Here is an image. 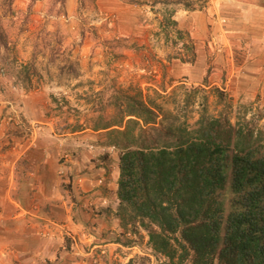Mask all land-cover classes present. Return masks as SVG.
<instances>
[{
    "label": "rangeland",
    "instance_id": "rangeland-1",
    "mask_svg": "<svg viewBox=\"0 0 264 264\" xmlns=\"http://www.w3.org/2000/svg\"><path fill=\"white\" fill-rule=\"evenodd\" d=\"M97 2L14 0L9 8L0 0V39L7 43L3 46L0 41V179L17 168L13 157L26 148H38L41 140L49 141L52 129L61 134L84 131L61 141L65 147L61 162L67 167L62 173L64 185H70L72 174L83 178L90 159L97 164L111 157V169L116 173L120 151L104 145V132L93 131L90 124L101 101L107 102L115 90L142 91L147 101L155 100L182 119L188 115L190 121L198 117L204 95L210 114L217 115L225 107L227 102L219 100L214 88L224 90L221 83L236 78L233 69L240 58L235 56V65L230 59H217L206 72L196 66L191 40H186L173 21V9L189 5V0H118L130 5L135 20L100 12ZM159 14L161 19L155 24ZM236 41L231 39L235 55ZM187 90L192 96L189 105L184 102ZM228 102L234 123L245 115L264 124L261 110L237 104L234 96H229ZM77 125L81 127L74 131ZM98 184L103 187L104 179ZM70 198V216L65 219L73 217L71 224L79 228L66 226L69 234L55 229L47 233L60 247L57 260L66 261L62 264H156L153 258L148 259L143 231L144 239L128 246L122 241L134 236L121 226L117 231L116 220L110 228H101L94 214L118 207L117 201L74 206L75 198L72 194Z\"/></svg>",
    "mask_w": 264,
    "mask_h": 264
},
{
    "label": "trees",
    "instance_id": "trees-1",
    "mask_svg": "<svg viewBox=\"0 0 264 264\" xmlns=\"http://www.w3.org/2000/svg\"><path fill=\"white\" fill-rule=\"evenodd\" d=\"M214 90L227 102L217 115L206 95L190 121L142 91L115 90L90 120L120 151L118 217L134 236L122 242L143 231L156 264H264V124L245 115L234 123L227 92Z\"/></svg>",
    "mask_w": 264,
    "mask_h": 264
},
{
    "label": "crops",
    "instance_id": "crops-1",
    "mask_svg": "<svg viewBox=\"0 0 264 264\" xmlns=\"http://www.w3.org/2000/svg\"><path fill=\"white\" fill-rule=\"evenodd\" d=\"M199 1L204 4L199 5ZM189 2V5L180 4L173 9V21L178 30L186 34V40H191L196 66L206 72L207 68L217 63V59H230L235 65L234 58L239 57L233 69V76L237 73L236 78L232 77L221 86L225 87L229 96L235 97L237 104H248L264 112V0ZM97 5L100 12L117 13L123 20L136 19L130 5L118 3V0H98ZM165 8L160 12H165ZM160 19L161 14L154 18V23ZM234 38L237 39L236 55L231 45ZM220 48L227 53L223 54ZM197 67L194 66L195 69ZM83 133L61 134L52 129L49 141L41 140L38 148H26L12 158L15 159L13 166L17 168L0 179V264L66 263L59 258L57 260L60 247L47 233L54 229L64 233L66 226L73 230L79 228L71 224L73 217L70 221L65 219L70 216L71 194L76 201L74 206L110 199L114 203L117 201L118 207H108L94 215L99 219L101 228H110L114 219L116 230H121L118 217L120 200L117 196L119 168L116 173L111 169V157L106 156L107 161L97 164L90 159L87 176L82 178L78 177V173L72 174L70 185H64L65 176L62 173L67 167L64 168L61 162L65 148L61 147V141ZM101 178L105 181L103 187L98 184ZM85 196L88 198L85 199ZM93 210L92 206L91 214ZM65 220L67 224L62 222Z\"/></svg>",
    "mask_w": 264,
    "mask_h": 264
},
{
    "label": "built area",
    "instance_id": "built-area-1",
    "mask_svg": "<svg viewBox=\"0 0 264 264\" xmlns=\"http://www.w3.org/2000/svg\"><path fill=\"white\" fill-rule=\"evenodd\" d=\"M114 149H115V147H112L111 151L114 150Z\"/></svg>",
    "mask_w": 264,
    "mask_h": 264
}]
</instances>
